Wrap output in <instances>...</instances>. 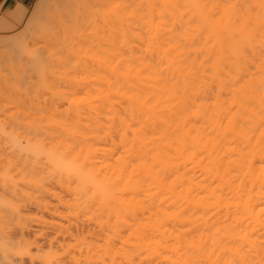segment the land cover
Segmentation results:
<instances>
[{"label": "bare ground", "instance_id": "1", "mask_svg": "<svg viewBox=\"0 0 264 264\" xmlns=\"http://www.w3.org/2000/svg\"><path fill=\"white\" fill-rule=\"evenodd\" d=\"M74 17L32 57L33 119L9 142L0 119V260L264 264V0H81Z\"/></svg>", "mask_w": 264, "mask_h": 264}, {"label": "rangeland", "instance_id": "2", "mask_svg": "<svg viewBox=\"0 0 264 264\" xmlns=\"http://www.w3.org/2000/svg\"><path fill=\"white\" fill-rule=\"evenodd\" d=\"M80 1L81 0H60V3H62V4H64V5H67V7L63 10V12H64V16H65V22L62 24V25H60V26H58L55 30H53L45 39H42L40 42H39V44H36V45H34V43H29V42H26V46L29 48V49H35V48H37V49H35L37 52H39L40 53V55H41V58H45V57H48L47 56V54H46V49H49L51 46H50V44H49V41L52 43V44H54L55 42L56 43H60V41H63V38H64V36H65V32H64V28H65V25H69V26H71V27H73V28H76L77 27V24H78V22L77 21H80L81 20V18L80 19H78V20H75V17H74V13H75V8H76V6L80 3ZM35 2H39V0H35ZM15 3H19L20 4V6L22 5V6H24V7H33L34 6V0H27V1H19V0H12L11 1V4H9V5H7V2H4V0H0V116H2V118H0L1 120L4 118L5 120H7V118H9V117H11V116H6V114H9V115H15V116H13V117H11V118H9V120H8V122L10 121V122H15L16 124H13V123H10V125H11V127H10V125H7L5 122H7V121H5L4 119H3V121H5L4 123H5V125H1V127H3L4 128V130H3V132H5V133H3V136H4V138L7 136V138H9L8 136H15V134H17V132H15L14 134L12 133L13 131H10V130H13V128H14V126H16L15 128H17L18 126H17V120H18V117L21 115V117H19V119L21 118V121H22V119H23V121L22 122H27V121H31L33 118L31 117V115L32 114H30V113H35V111L37 110V109H32L33 110V112H32V110H30V111H28L31 107H32V105H31V107L29 108V109H27V110H24V109H26L25 107H24V105L25 104H28L27 106L29 107V103H32L31 101L33 100V99H35V98H39L37 95H35L34 93H33V91H34V89H35V91L37 90V88L39 87V85L38 84H40V83H38L39 81H41V80H37V78L35 77L36 76V72H35V70H34V68L35 69H37L36 67H34V66H36L37 65V63H35L36 61L35 60H33V61H31L32 60V56H30V55H27V54H25L24 53V51L22 50V48H19V47H17V48H19V49H16L17 50V52L15 51V53H12V52H10V51H6V44H5V41H6V39H8V38H10V36H12V33L10 32V31H6V25H7V23L9 22V21H11V19L14 17V14L15 13H10V11H9V8H10V6H12L13 4H15ZM67 15H70L68 18H67ZM71 17H72V20H70L71 19ZM70 20V21H69ZM79 28H77V30H78ZM77 34H80V33H75V35L74 36H71V37H67V39H75L76 37H77ZM52 36H55V39L54 40H52L51 38H52ZM19 50V51H18ZM57 50V47L55 46L54 47V51H56ZM21 51V52H20ZM59 55H60V53H59ZM26 56H30L31 57V59H29V57L27 58ZM61 56V55H60ZM29 59V60H28ZM40 60H42V59H40ZM63 60V59H62ZM75 60V59H74ZM35 61V62H34ZM45 61H47V60H45ZM72 61H73V59H72ZM72 61L71 62H69V63H66L67 65L69 64L70 66H74V67H76V69L73 67V69L70 67L69 68V65L67 66V65H65L64 63H65V60H63V64L65 65H63L61 62H59V63H57V66L56 67H53L52 66V69H53V71H50L51 70V65L49 64V63H45V64H47V65H50L49 67H46V73H47V77H48V74L51 76L52 74H50L51 72L52 73H54V72H56L57 73V77H58V75L60 74V75H65V74H70V73H72V75L75 73V72H80V70H81V64L79 65L76 61H73V63H72ZM74 62H76V64L74 63ZM42 63H43V61H42ZM51 63V62H50ZM62 65H61V64ZM45 64H43V65H45ZM56 65V64H55ZM78 65L80 66L79 68H78ZM69 68V69H67V67ZM64 67H66V69L67 70H65L64 69ZM44 68V67H43ZM47 68H49L48 70L49 71H47ZM75 69V70H74ZM80 69V70H79ZM56 70V71H55ZM65 70V71H64ZM57 71H59V72H57ZM66 72L65 74H64V72ZM62 72H63V74H62ZM78 72V73H79ZM45 73V74H46ZM37 74L38 75H40L39 73H38V71H37ZM37 75V76H38ZM59 75V76H60ZM79 75V74H78ZM81 75V74H80ZM36 78V79H35ZM48 78H50V77H48ZM39 79H40V77H39ZM44 79H46V78H43L42 80H44ZM53 79V78H52ZM58 80H57V82L56 83H58V81L60 82V78H57ZM51 80V79H50ZM54 80V79H53ZM63 80V79H62ZM47 81H48V79H47ZM45 82V81H44ZM49 82H51L52 84L55 82V80L54 81H48V82H46V83H48L49 84ZM55 83V84H56ZM62 84H63V82H61ZM61 83H59V85L61 86L62 84ZM67 83V82H66ZM65 84V83H64ZM64 84H63V86H64ZM76 84L78 85L79 84V82L77 81V83H75V85H74V87L76 86ZM36 85H38V87H36ZM50 85V84H49ZM41 86V85H40ZM50 86H52V85H50ZM62 86V87H63ZM61 87V88H62ZM76 87H78V86H76ZM75 87V88H76ZM41 88H43V86H41ZM64 88V87H63ZM44 89V90H43ZM42 89V94H44L45 96H46V94H47V96H49L48 94V91H47V93H46V89L45 88H43ZM47 90H49V89H47ZM43 91H45V92H43ZM25 92V93H27V94H30V99H32L31 97H34L32 100H30V102L28 101V99L26 100V98H23V99H21V97L23 96V95H27V94H23V93ZM32 93V94H31ZM46 93V94H45ZM22 94V95H21ZM40 94H41V92H40ZM39 94V95H40ZM43 95V96H44ZM43 96H41V99H42V97ZM46 96V97H47ZM28 97V98H29ZM48 98H50V97H48ZM47 98V99H48ZM41 99H36L37 100V102H36V100H34L35 101V103H33V106L35 107L36 106V108H37V106H38V104H40L39 103V101L41 100ZM46 98L45 99H43V100H47ZM22 100H24V101H22ZM25 100H26V102H25ZM40 101V102H42L41 104H44V102H45V104L44 105H39V106H44V107H46V106H48V100H47V102L46 101ZM33 101V102H34ZM20 102L23 104L24 103V105H19L20 104ZM28 102V103H27ZM34 104H37V105H34ZM47 104V105H46ZM16 105H19L18 107H22V109H21V107L20 108H18V107H16ZM16 107V108H15ZM33 107V108H34ZM17 108L18 109H20V110H23V112L22 111H18L17 110ZM24 108V109H23ZM15 111H14V110ZM14 111V112H13ZM17 111V112H16ZM25 111H27L28 113L26 114V112ZM11 112H12V114H11ZM25 112V113H24ZM30 112V113H29ZM16 113H18V117H17V114ZM21 113V114H20ZM33 113V114H34ZM4 114H5V116L7 117H4ZM22 114H24L23 116H24V118L22 117ZM26 114V115H25ZM36 114V113H35ZM29 115V116H28ZM16 117H17V119H16ZM26 117H28L30 120H28V118H26ZM31 117V118H30ZM26 118V119H25ZM11 119H12V121H11ZM15 119V120H14ZM25 119V120H24ZM2 123V122H1ZM12 124H13V127H12ZM19 124V123H18ZM27 124H28V122H27ZM22 125V124H21ZM24 125V124H23ZM6 126V127H5ZM8 126V127H7ZM19 127L21 128V127H23V126H20L19 125ZM18 127V128H19ZM9 128H12V129H9ZM14 128V130H16ZM17 128V129H18ZM19 128V130H22V132H23V129H20ZM9 129V130H8ZM1 130V129H0ZM18 130V131H19ZM8 131V132H7ZM17 131V130H16ZM1 132V131H0ZM6 132L8 133V135H6L5 136V134H6ZM19 132H21V131H19ZM11 133V134H10ZM1 134V133H0ZM10 134V135H9ZM1 136V135H0ZM3 136H2V138L0 137V146H1V148L0 149H2V145H3V147H6L4 144H5V142H4V138H3ZM3 141H2V140ZM5 140H6V142L8 141L6 138H5ZM2 142H3V144H2ZM9 142V141H8ZM11 143V142H10ZM8 144V143H7ZM6 144V145H7ZM9 146H10V144H9ZM8 148V147H7ZM6 148V152H11V154H12V152H13V150H11L10 149V147L7 149ZM5 149V148H4ZM7 150H11V151H7ZM3 151V150H2ZM1 151V152H2ZM5 151V150H4ZM4 151H3V153H4ZM0 152V153H1ZM6 154V153H5ZM28 212V211H27ZM29 212L30 213H27L29 216H33L34 214H31V213H33V212H36L34 209H30L29 210ZM31 214V215H30ZM44 215V214H43ZM46 215L47 214H45V218H47L48 217V215H47V217H46ZM33 218V217H32ZM31 218V219H32ZM49 218V217H48ZM27 220L28 221V223H34V221L33 220ZM27 222H26V224H28ZM30 225V224H29ZM27 226V227H31L32 225V228H36L35 226H36V224H35V226H34V224H31V226ZM11 227H14V226H11ZM13 230V232H12V235L13 236H15V237H20L19 235L17 236V231L15 230L14 231V229L15 228H12ZM47 229V228H46ZM79 229V228H78ZM47 230H51L50 228H48ZM46 230V231H47ZM77 230V229H76ZM52 231V230H51ZM79 232H80V230H78ZM14 232H16V234L14 233ZM48 232V231H47ZM31 232L29 231V233H27V236H25L27 239L29 238L30 240L32 239V235L30 234ZM49 233V232H48ZM53 233V232H52ZM50 233V235H48V237H50V236H55V234L53 233ZM76 233H77V231H76ZM76 233H74V229H73V234H75L76 235ZM15 234V235H14ZM12 236V237H13ZM29 236V237H28ZM31 236V237H30ZM53 236V237H54ZM63 235H61L60 234V239H61V237H62ZM14 237V238H15ZM59 237V236H58ZM57 237V238H58ZM68 237V236H67ZM51 238V237H50ZM63 238H64V236H63ZM66 238V237H65ZM68 238H70V240L68 239H63L64 241H62V242H64L65 243V241L66 242H68V241H72L71 239V237H68ZM59 239V238H58ZM62 240V239H61ZM60 240V241H61ZM46 243V242H45ZM44 243V244H45ZM47 247V246H46ZM44 249H45V247H43ZM46 250V249H45ZM5 259H6V257H4ZM3 258V259H4ZM9 258V257H8ZM12 258V261H13V259L15 258L16 259V257H10L9 259H11ZM25 259H26V257H24ZM24 258H23V260H24ZM66 258V257H65ZM64 258V259H65ZM3 259L2 260H0V262H2L3 261ZM29 259V258H28ZM27 259V260H28ZM67 260H63L64 261V264H67V262H68V264H70L71 262L70 261H68L69 259L68 258H66ZM27 260H26V263H27ZM10 262V263H17V262H15V261H13V262ZM36 261V260H35ZM62 261V262H63ZM65 261H66V263H65ZM5 262H8L7 261V259L4 261V262H2V264H6ZM25 262V261H24ZM70 262V263H69ZM9 263V262H8ZM26 263H24V264H26ZM34 263V262H33ZM27 264H29V261H28V263ZM35 264H39L38 263V261L35 263Z\"/></svg>", "mask_w": 264, "mask_h": 264}, {"label": "snow or ice", "instance_id": "3", "mask_svg": "<svg viewBox=\"0 0 264 264\" xmlns=\"http://www.w3.org/2000/svg\"><path fill=\"white\" fill-rule=\"evenodd\" d=\"M67 7L60 0H39L33 7L18 6L14 17L6 25V31L12 36L6 39V51L15 53L17 47L36 60L41 55L35 49H29L26 42L36 43L45 39L53 30L65 22L63 10Z\"/></svg>", "mask_w": 264, "mask_h": 264}, {"label": "crops", "instance_id": "4", "mask_svg": "<svg viewBox=\"0 0 264 264\" xmlns=\"http://www.w3.org/2000/svg\"><path fill=\"white\" fill-rule=\"evenodd\" d=\"M12 0H4V2H7V5L11 4ZM19 1H27V0H19ZM20 6L19 3H15L12 6H10L9 11L10 13H16L17 7Z\"/></svg>", "mask_w": 264, "mask_h": 264}]
</instances>
